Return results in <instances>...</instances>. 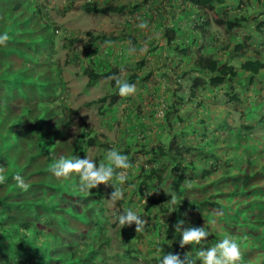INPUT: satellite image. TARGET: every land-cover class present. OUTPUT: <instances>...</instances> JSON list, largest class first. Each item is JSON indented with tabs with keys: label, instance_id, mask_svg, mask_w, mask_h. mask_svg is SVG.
I'll list each match as a JSON object with an SVG mask.
<instances>
[{
	"label": "trees",
	"instance_id": "obj_1",
	"mask_svg": "<svg viewBox=\"0 0 264 264\" xmlns=\"http://www.w3.org/2000/svg\"><path fill=\"white\" fill-rule=\"evenodd\" d=\"M135 1L80 3L86 13L134 20L119 30H85L84 38L68 39L69 44L81 43L80 50L72 53L73 63L81 62L87 82L104 77L105 84L114 88L112 94L105 91L87 104L99 103L98 112L101 106L103 110L113 107L122 96L112 77L139 82L137 66H144L147 57L153 62L148 75L180 68L176 71L182 72V78L187 76L186 93L171 89L161 120L155 122L153 139L148 134V141L134 140L130 145L124 132L116 148L98 141L84 122L72 123L76 109L65 105L63 85H57L59 73L42 55L54 36L42 8L35 0H0V35L10 36L6 45H0V167L6 176L0 184V264H159L169 252L182 260L188 253L201 264L196 257L199 246L180 247L182 237L173 227L179 220L184 221L182 230L195 226L210 232L204 248L230 238L240 246L241 264H264V0H187L179 3L182 14L174 9L177 0H150L173 20L161 36L164 45H173L183 56L179 55L180 67L176 61L155 57L156 46L145 48L147 57L143 54L136 62L120 56L122 50L136 55L131 46L149 39L141 32H129L137 30L139 17L157 14L146 12L142 5L146 0ZM178 17L188 19L189 25L180 28ZM16 22L32 36L15 37ZM220 31L225 39H220ZM101 41L119 45L107 46V52L99 50ZM19 59H25L20 70L29 74L18 90L9 87L1 72L7 74ZM124 64L127 73L120 72ZM150 94L149 105L156 109L159 95L153 89ZM133 116L139 118L136 112ZM227 116L233 117L232 122ZM134 122L140 131L151 128ZM131 130L138 132L133 126ZM92 146L102 152L93 158L95 162L101 158L107 165V152L112 149L129 157L132 167L123 184L113 178L106 189L98 186L89 193L81 190L75 173L64 179L49 170L61 158L86 157ZM129 150L141 153L144 164L133 166ZM17 175L29 185L27 191L17 186ZM115 189L123 192L122 198H116L121 211L113 214L115 221L128 209L147 221L141 233H136L135 224L121 228L117 223L119 250L112 249L108 231L114 222L104 204ZM139 199L140 205L133 202Z\"/></svg>",
	"mask_w": 264,
	"mask_h": 264
},
{
	"label": "rangeland",
	"instance_id": "obj_2",
	"mask_svg": "<svg viewBox=\"0 0 264 264\" xmlns=\"http://www.w3.org/2000/svg\"><path fill=\"white\" fill-rule=\"evenodd\" d=\"M83 1L85 0H35V2L42 8L44 17L47 20L49 28H54L53 41L50 42V44L52 45L51 47H49V45L46 44V47L42 48V55L47 58L46 62L50 65V67H52L54 71L59 73V81H57V85L60 84L59 87L63 85L62 96L65 105L67 107L70 106L76 109V113L72 116V123L77 126L79 122H84L85 127L90 129L91 134L94 135L98 141H107V145H110L111 147H116L117 145V147H119V142L121 140V138L119 137H121L124 132L129 134L127 140L129 138L128 141L130 145H132L131 141L134 140L137 141L136 143L140 144L145 141H148V134L153 135L151 136V138L153 139L156 124L159 123V119L161 118L165 101L168 102V100H170L171 96L169 95L171 89L176 87L175 89H178V92L186 93L185 84L187 80L185 78L187 76L182 78V72H177L180 70V68H178V70L166 69L163 74H160V76L159 74L155 73V71L151 72L149 75L146 72V70L153 64V62H149V58L147 57V55H145L144 50L145 48L148 49L152 46L157 47L155 57L165 59L167 63L170 60H173L174 62L176 61L175 63L179 67L181 66V64H183V62L179 60L180 56L182 55H178L177 51L173 48V45H170L171 47H167L166 45H164V41L162 39L163 36H161L164 28H169L173 25V20L168 19V17H164V13L157 11L155 6L149 2L150 0H146L145 3L142 4L143 7H145L146 12L152 13V11L156 10L157 14H155L154 17H139L140 23L146 22V20H150V22H147V28L142 29L138 27L137 30H134V32H129H141L143 34H146L147 36L149 35V39L145 42L141 41L143 43H139L138 41L137 43H139V45L137 44L131 46L135 47L134 52H136V55L128 53L125 50H122L120 52L121 57L126 58L130 56L133 62L139 61L140 56L144 58L145 55L148 58V60L147 58H145L144 62L146 64L144 66H137V68H140L139 72L136 71L139 76V82L134 84L136 87V92L134 95L131 96V98L133 100L135 99L136 102L134 103L133 100L126 101L122 97L120 101L113 105V107L103 110L105 107L101 106V112H98L97 107L100 105L99 103L87 104V102L94 101L95 99L101 97L105 93V91L108 92V94H112L114 88L111 87L109 84H105L106 79L104 77H100L98 80L91 83L87 82L86 76H84L81 71V62L77 60V62L79 63H73L72 53H77L80 50L81 43L79 42L69 44L68 39L72 37L84 38L83 32L85 30H119L128 23L133 24L130 21L134 20L132 17H122L120 15L112 13H105L103 15L97 13H86L80 7V3H82ZM135 2L137 3V0ZM186 2L187 0H177L178 4H176V7L174 8L175 11L180 12L179 3H182L183 5ZM160 5H162V2L160 3ZM170 9L172 10V8H169V10ZM180 14L182 13L180 12ZM1 17H5V14H2ZM142 19L144 20L142 21ZM192 19H194V17H192ZM187 25H189L188 19L186 20L185 17H178V26L180 28L184 29L185 27H187ZM14 31V35H16L15 37H19L20 39L24 38L25 36H32L29 31L22 29V26H20L19 22L15 23ZM213 32L218 33L217 31H215V29L213 30ZM176 35L183 36V33L181 31H176ZM219 35L220 39H225V36H223L224 34L222 33V31L219 32ZM253 42L255 43L256 41ZM117 43L122 42L120 41ZM117 45L119 44H116L115 42H112L111 45H109L101 41L98 44V48L99 50L107 49L106 51L109 52L110 49L107 48V46L115 49ZM120 46L128 48L125 43H122ZM128 50H130V46ZM67 53L69 55H67ZM148 55L151 54L148 53ZM31 56L33 57V55ZM83 59L84 58L80 57V61H84ZM24 61L25 59H19V61L15 60V63H12V67L8 69L7 74L4 71L1 72L4 73L3 77L6 78L9 87H14L15 89L19 90V86H21L20 83L22 84L23 81L26 79L25 75L29 74V71L25 73L24 71L22 72L20 70L23 66ZM27 63L31 65V63L33 62L31 60H27ZM125 66V64L120 66V72L124 71L123 73H125L126 71H129L125 68ZM130 69L135 70L136 66H132V68ZM174 73L176 74V76H174ZM153 83L155 84L152 85V88H150L151 84ZM175 83L178 84L176 85ZM24 87L26 88V86ZM152 89L156 94L158 93L159 95V97L157 96L158 98H156L157 102H159L160 105L156 107V109H153L149 105L153 100V96L151 97L150 94V90ZM176 94L178 95L177 92ZM150 109L154 110V117L157 120L154 121L153 114L151 113ZM133 112H136L139 115L138 119L133 116ZM203 115H207L206 120L208 121V119L210 118L208 117V114L206 113ZM235 115L237 114L235 113L233 117H236ZM233 117L227 116L226 119L228 122H232ZM134 121L149 124L151 128L148 129V132H146L147 130L145 131L146 128H143L144 131L142 129V131H140L139 128L136 127V125H133L135 124ZM153 125L155 126L153 127ZM75 126L73 127V130L76 128ZM132 126L134 130H138V132L133 133V130H131ZM101 153L102 152L100 151L99 147H88L86 150V157L93 160L94 157L99 156ZM129 155L134 157L133 166L138 164H144L145 158L144 156H142L141 153L129 150ZM95 163L97 164V166H99V164L105 162L102 161L100 158V160L96 161ZM99 187L102 189H106V186L103 184L99 185ZM110 193L111 192H109L108 194L109 197L106 196L104 198L105 209L110 214V221L114 222V226L109 229L108 235L111 237L112 249L119 250L121 246L115 234V226L118 222L115 221L113 214H117L118 210L121 211V208L120 205L117 204L116 199H110ZM134 199H136V197ZM133 202H136L138 205L141 204L140 199L134 200ZM136 210L138 209L136 208ZM111 212L113 213L111 214Z\"/></svg>",
	"mask_w": 264,
	"mask_h": 264
},
{
	"label": "clouds",
	"instance_id": "obj_3",
	"mask_svg": "<svg viewBox=\"0 0 264 264\" xmlns=\"http://www.w3.org/2000/svg\"><path fill=\"white\" fill-rule=\"evenodd\" d=\"M147 22H141L138 27L144 29L147 28ZM10 39L7 32L0 35V45H6V42ZM106 44L111 45V41H106ZM116 86L119 89V94L123 96H132L136 92L134 84L128 83L126 80H122L119 76H114ZM108 164L101 163L99 166L94 160L84 158H72V159H59L49 169L57 178L68 179L73 173L78 175L80 180V186L82 191L91 193L92 189L98 188L99 185H110L109 181L115 178L121 184L127 179V170L132 167L129 157L125 154H121L115 149L109 150L107 153ZM120 171H117V170ZM5 170L0 167V184L6 182ZM17 181V186L24 191L28 190L29 185L26 184L23 178L19 175L14 177ZM148 193L147 195H151ZM122 198L123 192L120 189H115L110 199ZM173 204L176 203V199L173 196ZM217 215H222V212H218ZM118 223L121 228L125 226L131 227L135 224L136 233L144 231L147 221L140 217L137 213L131 209L126 210L118 217ZM184 225L183 220H179L173 225L175 232H179L182 237L179 241L181 248L186 245H192L193 247L199 246V251L196 252V257L201 264H241L243 259L242 252L239 244L230 238H225L216 243L212 247L204 248V244L210 235V232L205 227L190 226L187 228L182 227ZM196 259H193L188 253L185 254L182 260L179 254H173L171 252L165 254L159 261V264H196Z\"/></svg>",
	"mask_w": 264,
	"mask_h": 264
}]
</instances>
